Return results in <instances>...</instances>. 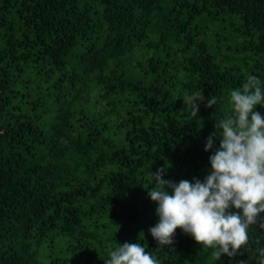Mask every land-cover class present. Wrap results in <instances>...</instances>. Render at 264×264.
<instances>
[{
    "label": "trees",
    "instance_id": "1",
    "mask_svg": "<svg viewBox=\"0 0 264 264\" xmlns=\"http://www.w3.org/2000/svg\"><path fill=\"white\" fill-rule=\"evenodd\" d=\"M248 75L264 86V0H0V264H107L125 242L159 264H260L259 223L218 261L149 232V172L203 181Z\"/></svg>",
    "mask_w": 264,
    "mask_h": 264
},
{
    "label": "clouds",
    "instance_id": "2",
    "mask_svg": "<svg viewBox=\"0 0 264 264\" xmlns=\"http://www.w3.org/2000/svg\"><path fill=\"white\" fill-rule=\"evenodd\" d=\"M202 90L185 96L190 117L195 118ZM231 112L215 127L219 147L209 156V173L203 181L182 179L178 183L163 178L168 167L149 172L154 185L148 190L157 205L158 222L149 229L162 248L174 243L176 230L190 236L204 250L211 249L218 261L221 256L235 257L249 244V229L259 223L264 229V116L255 111L264 108V86L248 75L242 87L230 92ZM217 99H208L212 108ZM210 135L205 151L213 148ZM264 257V248L258 249ZM107 264H159L140 243L118 244ZM264 264V259L260 260Z\"/></svg>",
    "mask_w": 264,
    "mask_h": 264
},
{
    "label": "rangeland",
    "instance_id": "3",
    "mask_svg": "<svg viewBox=\"0 0 264 264\" xmlns=\"http://www.w3.org/2000/svg\"><path fill=\"white\" fill-rule=\"evenodd\" d=\"M239 66H241L243 68V65L242 64L239 65ZM116 107H118V104L117 103H116ZM186 119L188 120V119H190V117L188 115H186ZM151 121H152V117H150V121L149 122H151Z\"/></svg>",
    "mask_w": 264,
    "mask_h": 264
}]
</instances>
